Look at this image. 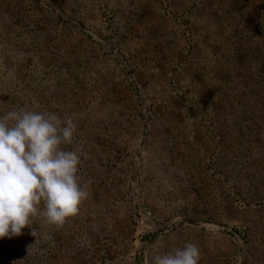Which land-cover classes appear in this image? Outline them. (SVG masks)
Returning a JSON list of instances; mask_svg holds the SVG:
<instances>
[{
	"label": "rangeland",
	"instance_id": "1",
	"mask_svg": "<svg viewBox=\"0 0 264 264\" xmlns=\"http://www.w3.org/2000/svg\"><path fill=\"white\" fill-rule=\"evenodd\" d=\"M76 124L89 196L0 264H264V0H0V116ZM33 232V235H32Z\"/></svg>",
	"mask_w": 264,
	"mask_h": 264
},
{
	"label": "clouds",
	"instance_id": "2",
	"mask_svg": "<svg viewBox=\"0 0 264 264\" xmlns=\"http://www.w3.org/2000/svg\"><path fill=\"white\" fill-rule=\"evenodd\" d=\"M76 124L50 111L19 109L0 116V239L19 236L43 216L63 225L89 196L79 174L81 149L72 145ZM33 235V232H32ZM200 249L188 242L152 257V264H199Z\"/></svg>",
	"mask_w": 264,
	"mask_h": 264
}]
</instances>
